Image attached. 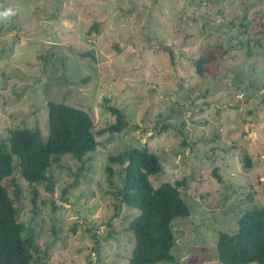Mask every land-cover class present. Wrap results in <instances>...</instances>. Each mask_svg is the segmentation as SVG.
<instances>
[{"label":"rangeland","instance_id":"1","mask_svg":"<svg viewBox=\"0 0 264 264\" xmlns=\"http://www.w3.org/2000/svg\"><path fill=\"white\" fill-rule=\"evenodd\" d=\"M9 7L15 15L0 22V137L26 126L46 139L54 101L86 110L98 142L85 162L69 154L52 162L45 181L13 175L18 218L40 248L34 261L130 264L129 220L107 225L121 167L110 164L111 188L105 166L147 146L162 164L153 184L182 181L190 208L172 221L176 264H222L219 232L237 230L251 205L264 207V0H0ZM107 105L127 121L118 133H100L115 121ZM4 183L12 195L11 178Z\"/></svg>","mask_w":264,"mask_h":264},{"label":"trees","instance_id":"2","mask_svg":"<svg viewBox=\"0 0 264 264\" xmlns=\"http://www.w3.org/2000/svg\"><path fill=\"white\" fill-rule=\"evenodd\" d=\"M241 25L244 31L247 30V24ZM91 29L92 26L87 32L90 33ZM257 42L259 46L262 45ZM165 48L172 56L171 50ZM246 53L249 56V52ZM206 60V57L200 56L194 61L201 76L204 75ZM47 108L46 139L38 127L26 126L8 129V135L0 137V264H37L34 257L40 252L34 234L26 235V226L18 218L15 198H18L21 188L13 175L18 173L30 184L45 181L52 162H57L66 154L85 162V155L95 151L98 145L93 120L86 110L54 101H49ZM106 109L115 117V121L100 133H118L127 126L119 107L107 105ZM243 162L246 168H250L249 156L246 155ZM108 163L105 166L108 184L112 188V163L121 167V184L110 191L114 199V212L107 225L111 226V221L117 218L129 220L127 229L134 237L129 263L176 264L171 253L175 246L172 221L190 215V208L181 196L180 186L183 182L154 185L151 177H158L162 173V164L158 155L147 146L111 155ZM8 178H11L13 185L12 195L9 186L4 183ZM123 210L127 214H123ZM237 224V230L232 233L219 232L216 243L218 260L222 264H264V207L251 205L241 213ZM110 236H114L113 230L108 233Z\"/></svg>","mask_w":264,"mask_h":264},{"label":"clouds","instance_id":"3","mask_svg":"<svg viewBox=\"0 0 264 264\" xmlns=\"http://www.w3.org/2000/svg\"><path fill=\"white\" fill-rule=\"evenodd\" d=\"M13 15L15 12L11 7L0 10V22L8 20Z\"/></svg>","mask_w":264,"mask_h":264}]
</instances>
